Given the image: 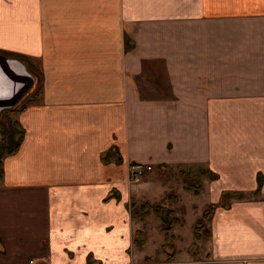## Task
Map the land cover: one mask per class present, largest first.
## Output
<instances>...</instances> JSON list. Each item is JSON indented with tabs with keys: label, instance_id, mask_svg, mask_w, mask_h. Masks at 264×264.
Segmentation results:
<instances>
[{
	"label": "crops",
	"instance_id": "crops-1",
	"mask_svg": "<svg viewBox=\"0 0 264 264\" xmlns=\"http://www.w3.org/2000/svg\"><path fill=\"white\" fill-rule=\"evenodd\" d=\"M8 54L42 91L2 162L0 264H264V0H0V116L36 81ZM169 172L210 237L179 248L182 220L150 255L130 207L194 206Z\"/></svg>",
	"mask_w": 264,
	"mask_h": 264
},
{
	"label": "rangeland",
	"instance_id": "rangeland-1",
	"mask_svg": "<svg viewBox=\"0 0 264 264\" xmlns=\"http://www.w3.org/2000/svg\"><path fill=\"white\" fill-rule=\"evenodd\" d=\"M8 56H17V57L21 58L23 60V63L24 62L26 63V64L24 63L26 65V67L32 72L34 77H36V63L35 62H33L35 65H32L30 59H28L22 55H18V54H8ZM12 58H14V57H12ZM14 59H17V58H14ZM37 75H38V79L41 80L40 75L39 74H37ZM41 91H42V86L40 87L39 96H37V98H36V90L33 89L28 94V96H26V98L22 102V104L23 105L28 104V100H30V99L32 101L26 107L33 105V104H36V102H38L39 97L41 95ZM15 120H16V114L9 112V111L8 112H5V111L2 112V116H0V134H1V132L4 134V137H5L4 146L8 149H11L14 146V144L20 138V135H21V133H20L21 128L16 124ZM167 177H168V181H170L171 183L180 184L181 179H182V182L186 186H190V185L195 186V184H192L191 181H188V179H190V178H187V180H185V179L177 176V173L169 172ZM178 178L180 179V182L178 181ZM174 192L175 191H173L172 193H174ZM187 197H189L188 194H182V196H181V201L183 202L182 204H184L186 202L185 199H187ZM201 202H202V198L196 199L195 196L193 195V192H192V205L194 204V206H192V213H190L188 209H183V208L178 209L177 206L173 210L175 213V216L178 217L180 219V221L184 220V224L181 227L177 228V230L175 232V234H177L179 236V239L181 241V245H180V243L178 244L179 248L185 247L187 241L191 239L192 230L195 226L194 224L201 217V214L204 210V209H201L199 207ZM164 204L169 205V207L171 206V204L169 202H167V200H165ZM158 222L159 221L152 214H150L149 217H147V220H145V222L143 224H141L144 226L145 230L149 229L151 233L153 232L152 233L153 234V237H152L153 240L149 241L145 252L150 254V255H153L156 252L157 253L161 252V253L172 254L175 252L174 247L171 244L174 239L168 240L165 238L164 234L161 231L160 223L158 224ZM207 222L208 221L204 222L206 228H207ZM156 227H158V229ZM158 231H160V233H162V234H158L157 233ZM142 235L143 236L140 237L138 241H140V240L144 241L145 240L146 237L144 236L143 233H142ZM163 236H164V244L162 242L163 245H161L160 242L163 239ZM203 240H204V242L208 240L206 233H203L202 239L200 241H197V242H202ZM197 242L196 243L194 242V245H195L194 248L200 249L202 247V243L199 244ZM138 249L140 250L142 248H138ZM198 252H200V251H198Z\"/></svg>",
	"mask_w": 264,
	"mask_h": 264
},
{
	"label": "trees",
	"instance_id": "trees-1",
	"mask_svg": "<svg viewBox=\"0 0 264 264\" xmlns=\"http://www.w3.org/2000/svg\"><path fill=\"white\" fill-rule=\"evenodd\" d=\"M35 79L36 81H35V85L33 89L36 90V98H37V96H39L40 87L42 85H41V80L38 79L37 73H36ZM31 101H32L31 99L28 100V104ZM22 102L17 108L12 109L9 112L19 113L22 110H24L28 104L23 105ZM20 133H21L20 138L16 141V143L11 149H8L4 146L5 137H4V134L1 132L2 140L0 143V179H2V174H3V169H2L3 158L5 155H10L16 152V150L18 149L20 140L22 139V134H23L22 129ZM258 186H260V183L258 184ZM189 188L192 189L193 194L195 195L197 194V190L195 187H193V185L192 187L189 186ZM243 198H245V195L238 194V193H228L224 195V197L222 198V201L220 202V205H226L230 200H233V199L240 200ZM168 199H171V198L169 197ZM215 207H216L215 205H210L207 209L203 211L201 217L195 222V226L193 228V237L195 241H200L202 239L203 233H206L208 238L210 237V232L205 227L204 222L210 220L213 214V211L215 210ZM150 214H152L159 221L160 226H161V231L164 234L165 238L168 240L169 239L173 240L174 236L172 235V232L174 230V227L179 226L182 223V221H180V219L175 216V213L173 210L166 209L160 205H151L149 203H143L139 206L132 205L130 207V216H131V219L134 221L144 222ZM135 236H136L135 242H136L137 248H143L145 245L144 241L142 240L138 241L139 238L143 236L142 232L140 231L136 232Z\"/></svg>",
	"mask_w": 264,
	"mask_h": 264
},
{
	"label": "built area",
	"instance_id": "built-area-1",
	"mask_svg": "<svg viewBox=\"0 0 264 264\" xmlns=\"http://www.w3.org/2000/svg\"><path fill=\"white\" fill-rule=\"evenodd\" d=\"M150 170V166L140 164L130 165L128 167V181L132 184H137L141 181L143 175Z\"/></svg>",
	"mask_w": 264,
	"mask_h": 264
}]
</instances>
